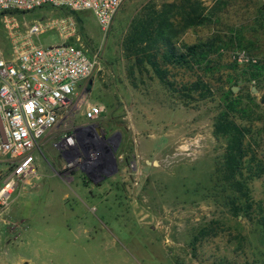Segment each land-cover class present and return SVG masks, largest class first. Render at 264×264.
I'll return each mask as SVG.
<instances>
[{"label": "rangeland", "instance_id": "1", "mask_svg": "<svg viewBox=\"0 0 264 264\" xmlns=\"http://www.w3.org/2000/svg\"><path fill=\"white\" fill-rule=\"evenodd\" d=\"M178 1L126 0L107 32L91 12H78L77 17L67 9L46 7L0 18V52L6 57L24 42L43 47L60 44L65 38L57 24L68 23L69 18L75 23L68 41L80 38L90 56L96 57L97 68L76 91L72 109L64 110L58 129L38 150L48 161L59 159L58 170L65 177L86 185L100 183L106 173L69 167L67 157L55 147L62 135L97 126L106 139L117 137L109 144L122 189L115 198L83 201L73 185L68 188L70 198L62 202L59 192L50 196L48 176L38 180L40 186L28 187L29 192L12 204L10 218L19 223L5 226L0 217V264H264V229L257 208L258 203L264 208V174L249 183L256 210L253 219L235 216L230 208L233 192L219 173L228 140L214 131L224 94L232 91L242 107L251 109L249 119L238 114L237 120L252 128L253 167L264 163V0H200L211 22L188 30L177 42L216 41L199 73L211 85L213 97L189 103L152 73L136 72L131 79V63L123 50L132 20L146 4L161 8ZM9 24L17 25V31L11 32ZM35 25L41 30L31 34ZM239 51L258 58L260 83L249 82L245 75L249 66L233 59ZM196 74L176 68L171 80L182 88L195 81ZM253 88L258 93L253 94ZM89 104L104 108L93 123L85 115ZM37 156L49 172L43 156ZM31 202L35 208H30ZM7 207L0 205V211Z\"/></svg>", "mask_w": 264, "mask_h": 264}, {"label": "built area", "instance_id": "2", "mask_svg": "<svg viewBox=\"0 0 264 264\" xmlns=\"http://www.w3.org/2000/svg\"><path fill=\"white\" fill-rule=\"evenodd\" d=\"M126 0H0V18L31 12L46 7L67 9L71 12H91L100 28L107 32ZM57 24L65 40L43 47L24 42L14 47L8 57L0 52V156L10 160L11 173L0 187V205L8 206L19 184L34 172V151L42 140L58 129L64 110L72 109V99L80 85L97 68L95 56H90L80 38L68 41L75 23ZM7 23L10 20H6ZM17 25L8 28L17 31ZM40 25L30 33H39ZM239 65H257L259 60L245 51L235 52ZM79 102L75 104L76 107ZM68 112V111H67ZM104 112L98 104H89L85 115L95 122ZM110 142L93 137L87 128L64 134L55 143L68 160L69 167H80L94 175L106 173L109 167Z\"/></svg>", "mask_w": 264, "mask_h": 264}, {"label": "trees", "instance_id": "3", "mask_svg": "<svg viewBox=\"0 0 264 264\" xmlns=\"http://www.w3.org/2000/svg\"><path fill=\"white\" fill-rule=\"evenodd\" d=\"M73 14L77 16L78 12ZM210 22L211 16L207 7L200 0H179L166 3L161 8L153 3L146 4L132 20L123 42L125 56L131 63L128 69L130 78L135 79L136 72L142 75L152 73L165 88L186 101L185 103L193 100L205 101L213 97L211 85L199 73L215 51L216 41L209 39L193 45L177 42L178 37L188 30ZM260 65L258 63L247 67L245 75H248L249 82H261L263 74ZM176 68L196 72V80L179 88L177 83L171 80L172 70ZM224 101L223 110L214 125L215 134L228 140L224 163L219 173L233 192L230 200L232 213L253 219L256 210L249 183L254 178L263 176L264 163H257L256 169L253 167L256 159L249 140L252 128L237 120L238 114L244 119H249L251 109L242 107L232 91L224 94ZM257 208L261 212L258 223L264 229V208L261 203L257 204Z\"/></svg>", "mask_w": 264, "mask_h": 264}, {"label": "crops", "instance_id": "4", "mask_svg": "<svg viewBox=\"0 0 264 264\" xmlns=\"http://www.w3.org/2000/svg\"><path fill=\"white\" fill-rule=\"evenodd\" d=\"M48 136H52V133H49L42 140V142L46 140ZM37 153L40 154L41 157L44 155L38 149L34 151L33 153L34 158H35V162L33 165L34 172L30 174L22 184H19L16 187L15 192L11 196L8 207L0 211V217H2V219L6 223V225L5 224H2V225L8 226L13 223H19L18 219L10 218L14 210L13 209L14 203L17 202L19 195L24 194L25 192L26 193L29 192V190H27L28 187L40 186V183H37V181L40 179L42 180L43 178H46L47 176L52 181V183L48 186V192L50 196L54 195L55 197L56 193L59 192L61 195L62 202H65L66 200L70 198L68 188L69 186H73V185L76 187L77 194L80 196L81 199H83V201H86L87 199H99L103 201L105 198H110V197L115 198L117 195H120V193L122 192V189L120 188L121 177L117 175L118 171L116 173H113L112 171L113 169L111 170V168H108L105 171L107 177L102 178L100 183H97V181H92L90 182L89 185H86L83 183L81 179L76 180L74 178L72 180V179L65 177L64 173L58 170V167H60L59 159L53 158L50 161H48L43 156L42 158L44 159V162L48 163V166L50 167L49 172H47L42 162L39 161ZM10 173H11L10 160L4 156H0V187L9 177ZM31 203H32L31 205H33V202ZM35 205L36 203L30 208H35L36 207ZM21 221L23 222L26 220L24 219Z\"/></svg>", "mask_w": 264, "mask_h": 264}, {"label": "water", "instance_id": "5", "mask_svg": "<svg viewBox=\"0 0 264 264\" xmlns=\"http://www.w3.org/2000/svg\"><path fill=\"white\" fill-rule=\"evenodd\" d=\"M233 91L235 92L236 88H233ZM252 93L256 94V93H258V90L256 88H253L252 89ZM262 102L264 103V99L262 100ZM92 129H94L97 132L98 135L102 134V136L105 138L104 133H102L101 129L99 127H97V126H91V127L87 128V130L90 132V134L93 137H95V136H94L93 132L91 131ZM105 140L108 141V142L112 141L111 138H108V139L105 138ZM108 154H109V160H110L108 168H111V170L113 169L112 170L113 173H116L118 171L117 159H116V156L113 154L111 147L108 148ZM154 166H157V162H154Z\"/></svg>", "mask_w": 264, "mask_h": 264}, {"label": "flooded vegetation", "instance_id": "6", "mask_svg": "<svg viewBox=\"0 0 264 264\" xmlns=\"http://www.w3.org/2000/svg\"><path fill=\"white\" fill-rule=\"evenodd\" d=\"M91 131L93 132L94 136L100 140V142L101 141L103 142L105 140V138L102 136V134L98 135L94 129H92ZM110 138L112 139V141L110 143L113 145L114 144L113 141L117 140V137L113 135Z\"/></svg>", "mask_w": 264, "mask_h": 264}]
</instances>
